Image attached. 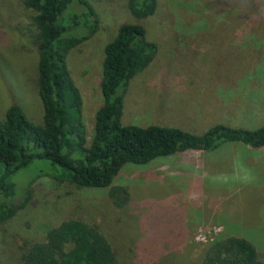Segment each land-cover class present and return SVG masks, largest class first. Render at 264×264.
<instances>
[{
    "label": "rangeland",
    "instance_id": "rangeland-1",
    "mask_svg": "<svg viewBox=\"0 0 264 264\" xmlns=\"http://www.w3.org/2000/svg\"><path fill=\"white\" fill-rule=\"evenodd\" d=\"M89 1L98 15L97 29L66 58L82 96L88 144L102 104L105 47L121 24L135 22L127 0ZM158 1L156 13L142 22L157 52L125 89L122 124L193 134L216 124H263L264 0ZM6 12L0 11V117L17 104L37 118L36 48L27 33L7 25ZM11 18L7 22L29 25L19 8ZM57 175L48 162L36 161L16 176L18 200L27 189L31 196L3 227L8 241L42 239L46 229L80 220L99 226L119 264H161L166 255L172 257L169 264H194L211 242L232 236L253 243L264 260V147L230 143L147 165L126 164L111 184L130 194L122 209L112 206L109 188L78 190L51 178Z\"/></svg>",
    "mask_w": 264,
    "mask_h": 264
},
{
    "label": "trees",
    "instance_id": "trees-1",
    "mask_svg": "<svg viewBox=\"0 0 264 264\" xmlns=\"http://www.w3.org/2000/svg\"><path fill=\"white\" fill-rule=\"evenodd\" d=\"M158 5V0H127L135 22L121 24L114 40L105 47L102 104L88 144L82 96L66 58L97 29L99 19L91 2L0 0V11L10 9L6 12L7 25L27 33L34 42L38 57L35 86L41 107L38 117L32 118L19 105L11 104L0 117L1 230L27 207L31 194L27 189L18 200L15 178L36 161L48 162L58 170V177L52 179L78 190L109 188L112 206L122 209L130 194L127 188L111 184L126 164L147 165L158 158L186 151L209 152L230 143L264 147V123L255 128L216 124L202 134L177 127L122 124L125 89L137 74L149 68L157 52L156 44L147 40L142 22L156 13ZM17 8L29 19L26 28L13 20L7 22ZM82 30L88 33L75 38V32ZM1 230L0 264H119L118 253L94 223L63 221L46 229L42 239L24 238L20 243L16 237L8 241ZM169 261L172 257L166 255L161 264ZM194 264H264V260L253 243L232 236L211 242Z\"/></svg>",
    "mask_w": 264,
    "mask_h": 264
}]
</instances>
